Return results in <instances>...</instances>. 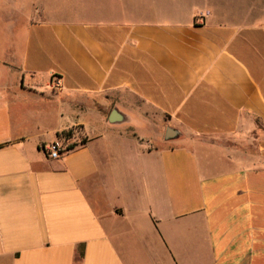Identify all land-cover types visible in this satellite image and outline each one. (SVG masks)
<instances>
[{
    "label": "crops",
    "instance_id": "crops-1",
    "mask_svg": "<svg viewBox=\"0 0 264 264\" xmlns=\"http://www.w3.org/2000/svg\"><path fill=\"white\" fill-rule=\"evenodd\" d=\"M4 1L0 264H264V0Z\"/></svg>",
    "mask_w": 264,
    "mask_h": 264
},
{
    "label": "rangeland",
    "instance_id": "rangeland-1",
    "mask_svg": "<svg viewBox=\"0 0 264 264\" xmlns=\"http://www.w3.org/2000/svg\"><path fill=\"white\" fill-rule=\"evenodd\" d=\"M14 4V12H13V22L17 24H25L29 19H40L39 17H30L27 15L29 9L31 8H37L38 7V1L37 0H13ZM2 5L4 8H0V23L5 18H8L10 16L9 11L5 9V1H2ZM26 10V11H25ZM2 12V13H1ZM4 12V13H3ZM26 14V15H25ZM4 17V18H1ZM10 19V18H8ZM2 24V23H1ZM0 24V25H1ZM10 34L6 32L0 31V60L3 56V48L5 49L7 36L9 37ZM7 54V55H6ZM3 59V64L0 63V89L8 90L17 88L20 84V74L17 65L14 63H11L9 60V54L5 53ZM1 62V61H0Z\"/></svg>",
    "mask_w": 264,
    "mask_h": 264
},
{
    "label": "built area",
    "instance_id": "built-area-1",
    "mask_svg": "<svg viewBox=\"0 0 264 264\" xmlns=\"http://www.w3.org/2000/svg\"><path fill=\"white\" fill-rule=\"evenodd\" d=\"M69 135V132L65 134V137ZM75 148L74 143H68L65 139L62 141H54L49 144L43 145L42 149L45 152V154L51 158V159H59L61 158L65 153L69 152L70 150H73Z\"/></svg>",
    "mask_w": 264,
    "mask_h": 264
},
{
    "label": "water",
    "instance_id": "water-1",
    "mask_svg": "<svg viewBox=\"0 0 264 264\" xmlns=\"http://www.w3.org/2000/svg\"><path fill=\"white\" fill-rule=\"evenodd\" d=\"M172 136V133L170 130L167 131V137H171Z\"/></svg>",
    "mask_w": 264,
    "mask_h": 264
}]
</instances>
